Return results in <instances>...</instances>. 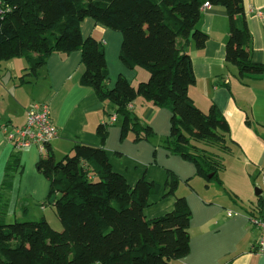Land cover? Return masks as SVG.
Wrapping results in <instances>:
<instances>
[{
  "label": "trees",
  "instance_id": "obj_1",
  "mask_svg": "<svg viewBox=\"0 0 264 264\" xmlns=\"http://www.w3.org/2000/svg\"><path fill=\"white\" fill-rule=\"evenodd\" d=\"M205 5L226 11V63L237 68L240 79L264 74V64L252 59L244 0H0V68L24 58L29 68L20 80L25 83L50 55L80 52L85 67L80 85L122 118L121 140L129 135L135 143L155 138L129 109L137 99L167 109L172 114L170 134L162 146L194 164L206 183L223 187L224 156L232 153L230 127L215 105L204 112L189 96L196 77L186 47L194 42L202 49L208 41L198 28ZM87 18L122 34L121 62L148 72V81L133 87L120 76L107 88L104 44L81 33ZM246 125L261 138L249 117ZM97 135L104 145L109 124H101ZM20 152L14 150L7 163L3 193L9 192L21 167ZM36 167L50 182L48 199L56 196L52 206L63 230H55L44 217L0 222V264H177L190 253L187 200L177 197L173 211L148 219L145 209L157 186L145 179L130 186L114 172L102 147L76 144L71 155L57 161L48 153ZM179 183L169 172L167 194L175 195ZM258 206L262 213V198Z\"/></svg>",
  "mask_w": 264,
  "mask_h": 264
},
{
  "label": "crops",
  "instance_id": "obj_2",
  "mask_svg": "<svg viewBox=\"0 0 264 264\" xmlns=\"http://www.w3.org/2000/svg\"><path fill=\"white\" fill-rule=\"evenodd\" d=\"M244 6L252 35V59L264 64V0H244ZM198 28L208 36V41L202 49H198L194 42L186 47L196 77L189 96L204 112L215 105L230 127L232 153L224 156L223 187L216 182L206 183L197 176L194 164L162 146V141L170 134L172 114L167 109L137 99L129 109L153 130L155 138L135 143L133 136L129 135L121 140L122 118L115 114L113 107L102 103L92 89L80 85L85 67L81 53L74 52L50 55L34 77L25 78V83L20 80L29 68L24 58L1 64L0 191L7 163L14 152L2 127H22L26 111L34 103H46L58 129V138L48 146L47 155L52 154L56 160L57 155L64 158L71 155L76 144L102 147L114 172L121 174L130 186H135L140 179L157 186L149 198L152 207L145 210L148 219L173 211L177 197L187 200L192 212L190 253L177 264H264V255L257 251L261 231L250 223L251 218L264 216V209L261 213L258 206L261 198L264 201V74L240 79L237 68L226 63L229 23L223 8L204 7ZM81 33L85 39L92 37L104 44L109 70L108 89L115 86L120 76H124L133 87L148 81V72L139 68L128 69L121 62V33L90 18L82 22ZM115 116L116 120L112 122L111 118ZM247 117L260 128L261 138L246 125ZM107 123L109 137L102 145L97 129ZM40 158L42 153L36 146L20 152L21 167L9 190L10 204H5L7 214L23 217L21 211L27 210L25 196L44 197L47 186H42L39 177H36L37 188H33L23 175L24 167H36ZM169 172L179 178V185L184 186L183 193L176 190L175 195L167 194ZM201 179L206 196L216 183L228 200H208L198 189ZM232 205H238L241 214L232 212L238 210H232Z\"/></svg>",
  "mask_w": 264,
  "mask_h": 264
},
{
  "label": "rangeland",
  "instance_id": "obj_3",
  "mask_svg": "<svg viewBox=\"0 0 264 264\" xmlns=\"http://www.w3.org/2000/svg\"><path fill=\"white\" fill-rule=\"evenodd\" d=\"M35 104V103H34ZM72 154V153H71ZM47 157V152L42 153V158H46ZM63 158V156H58L57 155V161L61 160ZM25 172H24V178L26 181H28L30 183V185L33 188H37V182H36V177H39L40 180L38 181H42V186H44V188H46L47 186V191L46 193H44V197H33L32 195H28L25 196V201H24V207L27 208V210H22L21 214L23 217L19 216L18 218L15 217L14 214H7L6 213V207L5 204H10V198H9V192L7 193H3V190L0 191V195L2 196V198L0 199V222H3L5 224H14L15 222H25V221H39L42 217H45L48 222L50 223V225L59 231H62V225L59 222L57 215H56V211H55V207L52 206V204H50L49 199H48V195H49V191H50V182L42 175L38 172L37 167H32L31 165H29L28 167H24ZM18 170L14 173V178L16 177V175ZM14 180V179H13ZM200 184L198 185V189L200 190V192L208 199L211 201H227L228 200V196L224 193V191L222 190V188H220L216 183L212 184L211 186V190L207 193L208 196H206V191L202 190L203 189V185H204V181L201 179L199 180ZM14 182V181H13ZM30 186V187H31ZM180 186V185H179ZM178 186V188H179ZM38 188L40 191L41 185L40 182H38ZM178 190V193H183L184 190V186H180ZM205 193V194H204ZM42 198V199H39ZM45 206V208H43L42 206ZM150 207H152V205L150 204L149 207H147L148 210ZM22 208V207H20ZM232 210L238 209L239 206H234L232 205ZM6 209V210H5ZM11 212L13 213V210H11ZM231 212V211H230ZM232 212H237L236 214H241V210L238 209L237 211H232ZM4 213V214H3Z\"/></svg>",
  "mask_w": 264,
  "mask_h": 264
},
{
  "label": "built area",
  "instance_id": "obj_4",
  "mask_svg": "<svg viewBox=\"0 0 264 264\" xmlns=\"http://www.w3.org/2000/svg\"><path fill=\"white\" fill-rule=\"evenodd\" d=\"M205 5L204 7H207ZM260 16H263L260 13ZM116 116L111 118L114 122ZM3 132L6 140L15 151L36 146L40 153L47 151L50 143L58 138V129L51 119L50 107L46 103H35L26 111V121L22 127L4 125ZM231 216V213H229ZM250 223L261 231V237L257 245V251L264 255V216L253 217Z\"/></svg>",
  "mask_w": 264,
  "mask_h": 264
},
{
  "label": "water",
  "instance_id": "obj_5",
  "mask_svg": "<svg viewBox=\"0 0 264 264\" xmlns=\"http://www.w3.org/2000/svg\"><path fill=\"white\" fill-rule=\"evenodd\" d=\"M55 200H56V196H53L51 199H50V204H52V203H54L55 202Z\"/></svg>",
  "mask_w": 264,
  "mask_h": 264
}]
</instances>
